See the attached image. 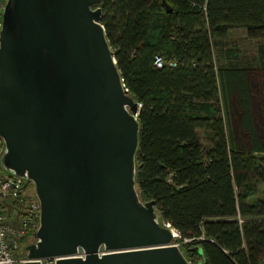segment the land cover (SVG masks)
<instances>
[{"label":"water","instance_id":"1","mask_svg":"<svg viewBox=\"0 0 264 264\" xmlns=\"http://www.w3.org/2000/svg\"><path fill=\"white\" fill-rule=\"evenodd\" d=\"M102 1L6 0L0 168L32 185L40 204L22 264H190L155 202L140 199V106L106 38Z\"/></svg>","mask_w":264,"mask_h":264},{"label":"trees","instance_id":"2","mask_svg":"<svg viewBox=\"0 0 264 264\" xmlns=\"http://www.w3.org/2000/svg\"><path fill=\"white\" fill-rule=\"evenodd\" d=\"M100 7L123 84L140 106V199L155 202L190 264H262L264 136L255 102L264 108V94L255 82L264 80V46L256 67H238L214 40L235 29L264 39V0H103Z\"/></svg>","mask_w":264,"mask_h":264},{"label":"built area","instance_id":"3","mask_svg":"<svg viewBox=\"0 0 264 264\" xmlns=\"http://www.w3.org/2000/svg\"><path fill=\"white\" fill-rule=\"evenodd\" d=\"M5 4L6 0H0V33ZM154 65L163 67L162 59L156 57ZM24 185L25 180L22 178L0 172V264L24 263L25 254L20 258L15 253L27 239L34 241V233L39 227L40 204L34 190L32 196L22 193L27 188ZM54 262V259L41 260L40 264Z\"/></svg>","mask_w":264,"mask_h":264},{"label":"rangeland","instance_id":"4","mask_svg":"<svg viewBox=\"0 0 264 264\" xmlns=\"http://www.w3.org/2000/svg\"><path fill=\"white\" fill-rule=\"evenodd\" d=\"M214 42L219 43V49L221 50V54H224L226 52L232 51L233 56H236L235 61H233V63L230 64H234L237 65L238 67H242V66H253L256 67L258 64V48L259 46H264V39H250L247 37V34L245 32V30L243 29H235V30H231L228 31L224 36L215 39ZM223 57H225V55H223ZM224 62H221L222 65H225L226 62L225 60H223ZM227 61V60H226ZM218 65V64H217ZM256 86L259 89V91H261L264 94V80L263 79H258L256 82ZM263 98V96H262ZM256 105V119L257 122H259V131L261 132V134H263L264 136V108L261 107V103H259L258 101L255 102ZM264 138V137H263ZM243 145H245V141H243ZM3 149V145L2 142L0 140V154L2 152ZM0 172L1 168H0ZM257 188H258V197L264 193V183H259L257 184ZM23 194H29L30 196L33 195V187L31 185L27 186V188L25 190H23L22 192ZM177 239V238H176ZM34 241L31 239H27L22 247L15 253L16 256H20L23 257L24 254H26L24 248L33 243ZM182 251H184L183 247L179 244L176 243V241L174 242ZM262 264H264V260L262 262Z\"/></svg>","mask_w":264,"mask_h":264},{"label":"bare ground","instance_id":"5","mask_svg":"<svg viewBox=\"0 0 264 264\" xmlns=\"http://www.w3.org/2000/svg\"><path fill=\"white\" fill-rule=\"evenodd\" d=\"M174 237H175V239L177 238V234L174 232Z\"/></svg>","mask_w":264,"mask_h":264},{"label":"crops","instance_id":"6","mask_svg":"<svg viewBox=\"0 0 264 264\" xmlns=\"http://www.w3.org/2000/svg\"><path fill=\"white\" fill-rule=\"evenodd\" d=\"M231 31V30H230Z\"/></svg>","mask_w":264,"mask_h":264}]
</instances>
